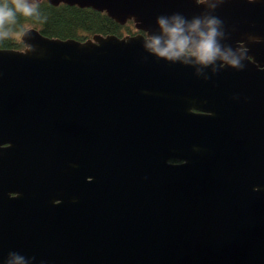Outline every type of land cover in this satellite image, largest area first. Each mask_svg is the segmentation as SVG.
<instances>
[{"label": "water", "instance_id": "1", "mask_svg": "<svg viewBox=\"0 0 264 264\" xmlns=\"http://www.w3.org/2000/svg\"><path fill=\"white\" fill-rule=\"evenodd\" d=\"M46 1L137 31L0 47V143L42 180L0 193V264H264V0ZM212 18L239 67L147 47Z\"/></svg>", "mask_w": 264, "mask_h": 264}, {"label": "trees", "instance_id": "2", "mask_svg": "<svg viewBox=\"0 0 264 264\" xmlns=\"http://www.w3.org/2000/svg\"><path fill=\"white\" fill-rule=\"evenodd\" d=\"M26 3L35 6L36 13L30 17L16 13L15 23H6L5 25L8 36L0 39V47L22 48L23 44L19 39V33L29 26L49 37H72L80 40L93 33H113L121 36L137 31L132 20L128 19L120 24L107 16L104 11H98L91 7H80L62 2L53 5L46 0H34ZM5 4L13 7L12 0H0V6Z\"/></svg>", "mask_w": 264, "mask_h": 264}, {"label": "clouds", "instance_id": "3", "mask_svg": "<svg viewBox=\"0 0 264 264\" xmlns=\"http://www.w3.org/2000/svg\"><path fill=\"white\" fill-rule=\"evenodd\" d=\"M13 7L7 4L0 6V39L8 36L5 30L6 23H15L16 13L30 17L36 13L35 6L26 3V0H12ZM166 37L163 42L160 36H155L147 47L161 57L175 60L181 56L191 55L196 62L207 65L217 59L225 60L233 66H240V58L233 53H222L216 37L222 35L218 31L219 21L212 18L202 25L195 19L188 25V35H185V22L177 20L174 25H169L166 20L159 21ZM26 34V33H25ZM9 264H25L23 258L14 254L13 261Z\"/></svg>", "mask_w": 264, "mask_h": 264}, {"label": "flooded vegetation", "instance_id": "4", "mask_svg": "<svg viewBox=\"0 0 264 264\" xmlns=\"http://www.w3.org/2000/svg\"><path fill=\"white\" fill-rule=\"evenodd\" d=\"M190 110L202 114H211L210 110L193 107ZM203 117H208V115ZM15 146L11 147L9 141L0 143V149L2 150V152L0 151V193L3 194L4 199L18 195L24 198L25 202L34 203L37 200L35 195L41 190V173L38 170L26 168L24 156L26 146L19 144ZM13 161L16 162L13 164ZM53 187L54 185L49 190Z\"/></svg>", "mask_w": 264, "mask_h": 264}, {"label": "rangeland", "instance_id": "5", "mask_svg": "<svg viewBox=\"0 0 264 264\" xmlns=\"http://www.w3.org/2000/svg\"><path fill=\"white\" fill-rule=\"evenodd\" d=\"M32 1H34V0H26V2H32Z\"/></svg>", "mask_w": 264, "mask_h": 264}]
</instances>
